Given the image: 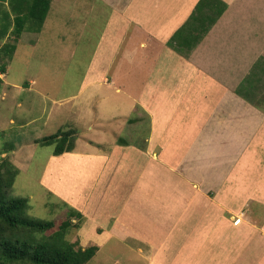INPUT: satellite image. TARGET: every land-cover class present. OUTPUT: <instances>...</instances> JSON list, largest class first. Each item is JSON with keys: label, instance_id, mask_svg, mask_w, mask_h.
Listing matches in <instances>:
<instances>
[{"label": "crops", "instance_id": "crops-1", "mask_svg": "<svg viewBox=\"0 0 264 264\" xmlns=\"http://www.w3.org/2000/svg\"><path fill=\"white\" fill-rule=\"evenodd\" d=\"M32 27L15 53L25 36L72 58L83 31L98 37L77 95L42 85V133L77 131L72 152L51 146L42 184L86 219L80 245L94 258L125 245L145 264H264V0H52Z\"/></svg>", "mask_w": 264, "mask_h": 264}, {"label": "rangeland", "instance_id": "rangeland-1", "mask_svg": "<svg viewBox=\"0 0 264 264\" xmlns=\"http://www.w3.org/2000/svg\"><path fill=\"white\" fill-rule=\"evenodd\" d=\"M5 3V0H0V22H7L9 13L6 12ZM36 32H38L36 28L31 31V33ZM189 33L191 43L199 40L200 30L196 31L192 26ZM88 35V31H83L77 47L79 51L72 58L68 56L70 53L65 54L70 47L43 45L42 41L33 47L25 41L24 36V41L19 44L18 51L8 68L5 81L4 74L0 72V79L3 81H0V168L6 171L4 166L6 163L18 167L19 174L15 179L11 195L29 200V216L55 222V227L48 231L47 235L58 231L70 218L71 213L61 202L62 200L42 184L46 157L52 147L42 145L38 141L42 139V134L48 136L55 130L46 128L42 133V123L50 118L48 112L43 113L46 98L42 96V85L49 89L45 95L50 99L61 100L78 94L85 81L86 70L98 38L92 40ZM13 41V35L0 40V48L4 43ZM85 42L89 45L84 44ZM83 47L85 48L80 51ZM3 60L0 58V68L5 62L8 63ZM31 83V90H28L27 85ZM51 104L52 102H49L48 108ZM60 116L59 111L51 116V119L56 118V125L59 120L65 119L64 116ZM130 135L127 128L124 129L123 140L129 141ZM76 221L77 219L74 218L73 222ZM85 221L81 223L83 227L81 230L71 227L69 232L67 231L66 238L69 241L77 242L80 235L85 241L86 236H90L91 229ZM124 246L107 245L88 264H145V261L141 262L138 259L139 255L134 251H126ZM107 250L110 252L105 253Z\"/></svg>", "mask_w": 264, "mask_h": 264}, {"label": "trees", "instance_id": "trees-1", "mask_svg": "<svg viewBox=\"0 0 264 264\" xmlns=\"http://www.w3.org/2000/svg\"><path fill=\"white\" fill-rule=\"evenodd\" d=\"M51 1L32 0L26 8L27 13H20L15 9L13 13L6 10L9 14L7 22H0V40L13 35L14 41L4 43L0 48V58L4 59L3 61L9 62L13 58L19 39L28 29L27 25L34 26L31 30L36 28L38 31L43 27ZM223 10L217 17L221 16ZM12 26L14 28L11 30ZM7 64L5 62L1 65L2 74L7 72ZM76 133L74 129L61 130L39 140L38 143L53 146L54 155L60 156L75 149ZM4 166L6 171L0 168V264H88L98 252V247L84 248L78 241L71 242L66 238L71 227H81L83 216L70 210V218L59 230L47 235V232L55 227V222L28 215L29 200L11 195L19 169L8 163ZM74 218L77 219L75 223Z\"/></svg>", "mask_w": 264, "mask_h": 264}]
</instances>
